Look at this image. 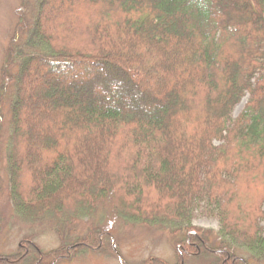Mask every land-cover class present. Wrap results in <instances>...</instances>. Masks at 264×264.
<instances>
[{"label":"trees","instance_id":"16d2710c","mask_svg":"<svg viewBox=\"0 0 264 264\" xmlns=\"http://www.w3.org/2000/svg\"><path fill=\"white\" fill-rule=\"evenodd\" d=\"M16 15L0 66V222L8 204L61 246L25 241L0 264L111 254L108 231L66 239L98 209L184 234L214 264L264 260V195L247 205L238 186L264 182V0H20ZM199 210L218 233L195 232Z\"/></svg>","mask_w":264,"mask_h":264},{"label":"rangeland","instance_id":"374dc122","mask_svg":"<svg viewBox=\"0 0 264 264\" xmlns=\"http://www.w3.org/2000/svg\"><path fill=\"white\" fill-rule=\"evenodd\" d=\"M19 1L20 0H0V66L5 55L6 45L16 24V12L19 8ZM56 7H62L61 2H56V5L50 6V10ZM161 68L166 70L168 66L163 65ZM155 76H159V72H156ZM247 99L248 94L235 106L232 112L233 118L244 108ZM38 102L47 110L50 109L48 102H46L44 98ZM176 103L179 104V101L176 100ZM50 106L51 109L54 107L52 104H50ZM166 110L168 111L169 109L166 107L165 111ZM160 119H165L163 113L160 115ZM5 135L6 134L3 135V138ZM5 168L4 154L1 150L0 174L4 183H6ZM238 186L243 192H245V188L252 190L248 192L249 196L243 194L245 196V204L248 205L249 202L253 203L256 200L257 206L261 203L262 196L264 195V182H260L259 185L253 188L251 185H244V182L241 181ZM260 210L264 212V203L261 204ZM192 225L195 228V232L198 234H200L199 230L212 231V235L219 231L217 220L211 218V216H207V214L201 210L195 214ZM89 229H99L110 232L114 240V246L116 247H114L113 250L115 253L111 251V254L104 255L87 251L80 256L78 255L70 260H62L57 264H120V261L126 264H140L150 258H159L169 264H214L211 252L206 254L200 253L199 255H194L190 252V249L187 248L185 244H182L184 237H187L184 234L170 236L166 232L157 229L127 225L124 224L121 219L114 218V216L113 218L109 217L108 213L107 215L103 214L101 209H98L88 220L80 221L74 229L66 231L67 242L71 243L77 237L85 236ZM217 238L218 236H216L214 240L210 239L208 241V246L213 248V246L216 245L215 243L218 242ZM25 241H30L41 253L48 252L61 246L58 236L54 231V227L50 222L45 221L32 224L23 222L17 215L13 214L8 204H4L0 222V254L13 255L19 253L20 247L25 246ZM192 245L197 248L195 244L192 243ZM24 249H27V246H25ZM190 253L192 254L189 256L188 254ZM238 258L247 259L249 264H264V260L255 262L248 259L246 253L240 254Z\"/></svg>","mask_w":264,"mask_h":264}]
</instances>
